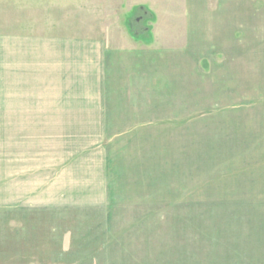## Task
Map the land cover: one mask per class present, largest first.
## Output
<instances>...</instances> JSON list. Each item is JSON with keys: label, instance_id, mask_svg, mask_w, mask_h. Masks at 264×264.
I'll return each mask as SVG.
<instances>
[{"label": "rangeland", "instance_id": "1", "mask_svg": "<svg viewBox=\"0 0 264 264\" xmlns=\"http://www.w3.org/2000/svg\"><path fill=\"white\" fill-rule=\"evenodd\" d=\"M171 11L183 13L177 26L186 22L192 41V117L180 125V113L176 122L147 106L144 131L115 128L122 139L110 148V200L94 209L27 207L33 195L11 193L10 131L0 129V264H264V162L254 147L234 146L227 130L230 144H216L218 115L202 93V56L211 46L217 61L222 15L251 13L249 25L264 35V0H0V37L147 43L157 27L147 50L166 51Z\"/></svg>", "mask_w": 264, "mask_h": 264}, {"label": "crops", "instance_id": "2", "mask_svg": "<svg viewBox=\"0 0 264 264\" xmlns=\"http://www.w3.org/2000/svg\"><path fill=\"white\" fill-rule=\"evenodd\" d=\"M169 17L166 43L172 48L166 51L147 50L159 34L157 27L147 43L138 38L114 44L100 37H0V129L10 131L11 193L26 201L33 195L35 204L27 207H105L113 176L110 148L122 139L112 131H144L147 106L162 109L176 122L180 113V125L188 122L192 41L183 34H189L186 22L177 26L184 24L183 13L171 11ZM222 17L217 61L211 46L202 56L203 97L211 99L219 119L213 137L226 146L224 136L232 134L234 146L254 147L264 162V35L249 25L251 13L242 18L240 11H227ZM239 114L245 120L250 114L249 121Z\"/></svg>", "mask_w": 264, "mask_h": 264}, {"label": "trees", "instance_id": "3", "mask_svg": "<svg viewBox=\"0 0 264 264\" xmlns=\"http://www.w3.org/2000/svg\"><path fill=\"white\" fill-rule=\"evenodd\" d=\"M150 16L152 17L151 14H150ZM130 28H131V32H132V26H131V25H130ZM131 32H130V33H131ZM132 33H133V32H132ZM148 33H149V29H147V31L143 32V33H142V36H147Z\"/></svg>", "mask_w": 264, "mask_h": 264}]
</instances>
